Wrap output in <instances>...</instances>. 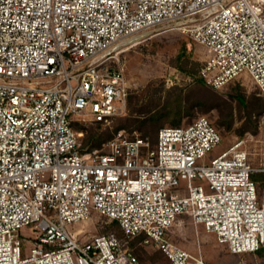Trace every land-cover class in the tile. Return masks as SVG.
I'll use <instances>...</instances> for the list:
<instances>
[{"label": "built area", "instance_id": "2783aa9c", "mask_svg": "<svg viewBox=\"0 0 264 264\" xmlns=\"http://www.w3.org/2000/svg\"><path fill=\"white\" fill-rule=\"evenodd\" d=\"M179 30L205 47L199 77L221 89L249 78L264 96V0H0V264H141L142 237L166 264L195 259L169 237L187 216L237 255L264 247V200L245 140L207 118L164 126L155 142L120 130L84 151L75 123L109 125L130 87L115 67L125 40ZM96 213L111 233L80 240ZM37 237L25 253L21 230ZM80 236V237H79Z\"/></svg>", "mask_w": 264, "mask_h": 264}, {"label": "rangeland", "instance_id": "374dc122", "mask_svg": "<svg viewBox=\"0 0 264 264\" xmlns=\"http://www.w3.org/2000/svg\"><path fill=\"white\" fill-rule=\"evenodd\" d=\"M115 55L113 65L124 70L130 95L126 113L115 118L109 125L101 126L99 135L102 138L124 130L130 138L146 136L154 143L157 127L159 131L164 126H173L171 118L180 109L182 118L179 126L189 125L199 117H207L223 136L222 142L202 162L209 163L237 140H245L252 166H262L264 96L249 78L244 77L221 89L207 84L200 86L194 77L197 74L199 76V70L207 58L205 47L193 42L181 31L169 28H156L125 40ZM236 93L245 95V105L239 102ZM159 112H171V115L150 120L153 114ZM144 120L147 123L142 126ZM80 124L87 130L95 127L89 122ZM138 126H142L141 130ZM81 132L83 144L85 132ZM105 142L95 149H100ZM258 192L263 203L264 181L258 184ZM73 229L85 232L79 236L82 241L94 235L114 233L123 236L121 228L113 221L96 213ZM21 235L25 239L24 250L27 254L37 232L30 226L23 228ZM169 237L203 264H264V250L260 253L233 254L227 245L219 244L213 234L205 232L203 226L196 225L187 216L178 219ZM142 241L140 238L129 244L141 264L167 263L156 246ZM189 264L197 262L192 260Z\"/></svg>", "mask_w": 264, "mask_h": 264}, {"label": "trees", "instance_id": "16d2710c", "mask_svg": "<svg viewBox=\"0 0 264 264\" xmlns=\"http://www.w3.org/2000/svg\"><path fill=\"white\" fill-rule=\"evenodd\" d=\"M183 55V54H182ZM182 58V56H181ZM194 75V74H193ZM197 81V83L200 85V86H205V82L198 76V74L194 77ZM236 96H237V99L239 100V102L242 104V105H245V102H246V98H245V95H243L242 93H236ZM181 100V99H180ZM179 100V101H180ZM168 114H162L161 112L157 113V114H153V116H151L150 120L152 119H161L162 116H165L167 115L168 117H170L171 115V112H167ZM181 118H182V111L179 109V111L175 112L174 115L172 116L171 118V121L170 123L174 126V127H177L180 125L181 123ZM133 122H137L136 120ZM144 124L142 126H145L147 121H143ZM94 128H91L89 130H87L85 128V126H83L82 124L80 123H75L74 124V127L77 131H84L85 132V135H84V143H83V149L84 151H91L93 149H95L97 146H100L103 141H108L110 140L113 136H109V137H106V138H102L100 135H99V130L101 128V125L99 123H94ZM141 126V127H142ZM141 127L138 126V128L141 130ZM158 128L159 126L157 127L156 129V137H157V133H158ZM122 129V128H120ZM142 137H146V136H142ZM252 179L255 181V183H257V185L261 182L264 181V173H255L253 174L252 176ZM115 225H117L119 228V224L117 222H114ZM142 237H139L137 239H140ZM143 239V238H142ZM136 240V239H135ZM264 250V247H262L259 251H257L256 253H260Z\"/></svg>", "mask_w": 264, "mask_h": 264}]
</instances>
